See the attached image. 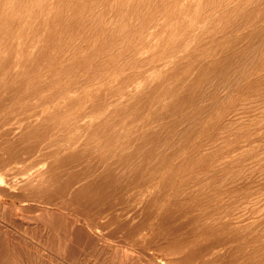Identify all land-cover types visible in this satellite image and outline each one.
Returning a JSON list of instances; mask_svg holds the SVG:
<instances>
[{
	"label": "rangeland",
	"instance_id": "1",
	"mask_svg": "<svg viewBox=\"0 0 264 264\" xmlns=\"http://www.w3.org/2000/svg\"><path fill=\"white\" fill-rule=\"evenodd\" d=\"M0 264H264V0H0Z\"/></svg>",
	"mask_w": 264,
	"mask_h": 264
}]
</instances>
